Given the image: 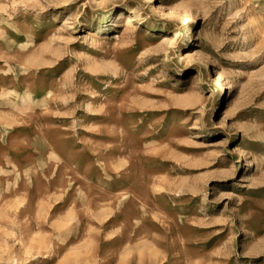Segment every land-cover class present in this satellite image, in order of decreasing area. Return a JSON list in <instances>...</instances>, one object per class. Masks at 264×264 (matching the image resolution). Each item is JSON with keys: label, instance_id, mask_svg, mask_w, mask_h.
Returning <instances> with one entry per match:
<instances>
[{"label": "rangeland", "instance_id": "rangeland-1", "mask_svg": "<svg viewBox=\"0 0 264 264\" xmlns=\"http://www.w3.org/2000/svg\"><path fill=\"white\" fill-rule=\"evenodd\" d=\"M0 264H264V0H0Z\"/></svg>", "mask_w": 264, "mask_h": 264}, {"label": "bare ground", "instance_id": "bare-ground-1", "mask_svg": "<svg viewBox=\"0 0 264 264\" xmlns=\"http://www.w3.org/2000/svg\"><path fill=\"white\" fill-rule=\"evenodd\" d=\"M130 20H131V19H129L128 21L131 22ZM216 84H217V83H216Z\"/></svg>", "mask_w": 264, "mask_h": 264}]
</instances>
